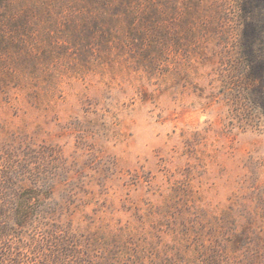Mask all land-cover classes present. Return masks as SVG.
<instances>
[{"label": "rangeland", "instance_id": "obj_1", "mask_svg": "<svg viewBox=\"0 0 264 264\" xmlns=\"http://www.w3.org/2000/svg\"><path fill=\"white\" fill-rule=\"evenodd\" d=\"M0 264H264V0H0Z\"/></svg>", "mask_w": 264, "mask_h": 264}]
</instances>
